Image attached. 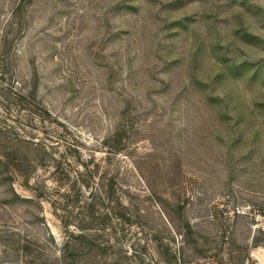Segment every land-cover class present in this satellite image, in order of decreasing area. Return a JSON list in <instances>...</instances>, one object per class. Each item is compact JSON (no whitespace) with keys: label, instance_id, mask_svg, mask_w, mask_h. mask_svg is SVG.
<instances>
[{"label":"rangeland","instance_id":"obj_1","mask_svg":"<svg viewBox=\"0 0 264 264\" xmlns=\"http://www.w3.org/2000/svg\"><path fill=\"white\" fill-rule=\"evenodd\" d=\"M0 130V264H264V0H0Z\"/></svg>","mask_w":264,"mask_h":264},{"label":"trees","instance_id":"obj_2","mask_svg":"<svg viewBox=\"0 0 264 264\" xmlns=\"http://www.w3.org/2000/svg\"><path fill=\"white\" fill-rule=\"evenodd\" d=\"M36 92H37V85H36ZM0 133H2L1 130ZM189 236L193 237V228L190 225L187 226L184 232V237L186 240L189 238ZM76 238H77V242L73 246L70 245L69 240L65 243L63 248V253L60 254L59 257H57V264H67L71 257L70 253H78L77 255H79L80 253L86 250L87 244L84 242V240L86 239L85 231H81L76 236Z\"/></svg>","mask_w":264,"mask_h":264}]
</instances>
